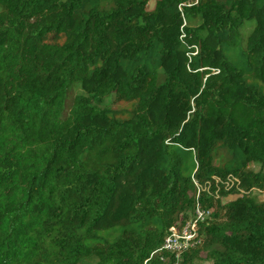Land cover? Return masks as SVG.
I'll list each match as a JSON object with an SVG mask.
<instances>
[{
    "label": "trees",
    "instance_id": "1",
    "mask_svg": "<svg viewBox=\"0 0 264 264\" xmlns=\"http://www.w3.org/2000/svg\"><path fill=\"white\" fill-rule=\"evenodd\" d=\"M150 1L0 0V264H264V0Z\"/></svg>",
    "mask_w": 264,
    "mask_h": 264
},
{
    "label": "built area",
    "instance_id": "2",
    "mask_svg": "<svg viewBox=\"0 0 264 264\" xmlns=\"http://www.w3.org/2000/svg\"><path fill=\"white\" fill-rule=\"evenodd\" d=\"M196 186V183H195ZM210 211L204 210L196 205L192 217L180 226L169 229L160 248L161 253L172 256V264H178L181 256L188 250L200 244L201 239L198 235L199 224L207 219ZM164 256H161L163 260Z\"/></svg>",
    "mask_w": 264,
    "mask_h": 264
},
{
    "label": "rangeland",
    "instance_id": "3",
    "mask_svg": "<svg viewBox=\"0 0 264 264\" xmlns=\"http://www.w3.org/2000/svg\"><path fill=\"white\" fill-rule=\"evenodd\" d=\"M154 4H155V1H154V0L150 1L149 4H148V6H147V9H148V10H152L153 7H154ZM250 169H251L252 171H254V172H258V171L260 170V165H259V164H252V165H250ZM234 198H235L234 196H229V197H227V198L224 200V202L231 201V200H233ZM199 264H211V262H210V261H204V262H201V263H199Z\"/></svg>",
    "mask_w": 264,
    "mask_h": 264
}]
</instances>
